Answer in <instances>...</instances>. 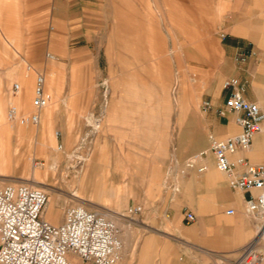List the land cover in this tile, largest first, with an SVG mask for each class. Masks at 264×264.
<instances>
[{
	"label": "rangeland",
	"instance_id": "1",
	"mask_svg": "<svg viewBox=\"0 0 264 264\" xmlns=\"http://www.w3.org/2000/svg\"><path fill=\"white\" fill-rule=\"evenodd\" d=\"M95 1L91 26L52 22L42 40L30 26L29 46L26 26L3 22L0 14V187L37 180L48 195L43 213L51 206L62 214L71 204L101 210L123 239L138 215H128V206L153 203L174 182L173 170L206 148L211 132L201 102L219 94L231 70L219 26L251 25L264 11L227 13L250 0ZM254 1L260 7L263 0ZM36 73L52 99L38 123L19 124L7 111L32 110ZM26 78L22 97L12 84ZM43 110L52 116L45 131ZM91 158L103 182L79 184L80 167ZM71 256L70 264H94Z\"/></svg>",
	"mask_w": 264,
	"mask_h": 264
},
{
	"label": "crops",
	"instance_id": "2",
	"mask_svg": "<svg viewBox=\"0 0 264 264\" xmlns=\"http://www.w3.org/2000/svg\"><path fill=\"white\" fill-rule=\"evenodd\" d=\"M250 1V6L245 2L241 7L235 6L234 11L229 8L227 13L255 15L261 9L264 11V0L260 7L254 0ZM2 7L0 14L6 16L3 22L26 26L24 46H29L30 26H36L41 40L47 33L45 26H52V22L60 26H91L97 15L98 2L4 0ZM251 21V25L236 22L231 26H219L220 42L225 58L231 64L226 77L236 76L244 85L245 97L264 107V19ZM240 53L246 55L245 60L238 59ZM28 91L29 78H26L19 94L23 97ZM52 93L57 100L61 98L59 86L53 87ZM225 96L221 85L219 94L214 99L209 98L214 109L207 111V130L217 138L240 130L234 113L219 115L215 111L223 104ZM41 116L42 131L52 127V116L49 117L45 110ZM237 154L251 162L264 161V130L255 134L248 150H239ZM94 161L87 159L81 165L76 177L79 184L94 186L103 182L93 171ZM202 161L207 164L202 172L190 168L182 175L177 172L179 167L175 168L172 185H167L169 188H164L153 203L141 205V211L129 222L123 235V264H231L239 249L253 236L254 221L244 209L247 191L229 186L225 174L216 169L210 152ZM3 163L0 159V166ZM77 195L80 197L78 192ZM229 208L233 209L232 213H227ZM187 211L193 213V220H186ZM43 216L60 223L64 213L59 214L50 206Z\"/></svg>",
	"mask_w": 264,
	"mask_h": 264
},
{
	"label": "built area",
	"instance_id": "3",
	"mask_svg": "<svg viewBox=\"0 0 264 264\" xmlns=\"http://www.w3.org/2000/svg\"><path fill=\"white\" fill-rule=\"evenodd\" d=\"M245 58L244 53L238 56L241 61ZM222 88L225 101L215 111L219 115L234 113L240 130L224 138L208 134V146L185 160L177 172L183 175L190 168L204 171L207 164L202 160L210 152L216 169L225 174L229 186L247 191L244 209L254 221V234L231 264H264V161L251 162L237 154L239 150H248L255 134L264 130V107L245 97L244 85L236 76L226 77ZM20 89V83L13 82V92ZM50 100L44 75L36 73L33 110L19 113L17 106L11 105L7 115L19 124H36L40 109ZM201 108L210 111L214 103L205 98ZM47 201L43 188L27 183L12 182L0 187V264H70L69 254L94 264H118L123 239L115 219L107 212L71 204L64 209L63 220L53 223L43 216ZM141 209V205H132L126 211L130 215ZM232 212L233 209H227V213ZM185 218L190 221L194 215L187 211Z\"/></svg>",
	"mask_w": 264,
	"mask_h": 264
},
{
	"label": "bare ground",
	"instance_id": "4",
	"mask_svg": "<svg viewBox=\"0 0 264 264\" xmlns=\"http://www.w3.org/2000/svg\"><path fill=\"white\" fill-rule=\"evenodd\" d=\"M34 85V84H33ZM46 88V87H45ZM51 93V92H50ZM32 94H33V87H32ZM51 99H52V94H51ZM51 101V100H50ZM48 105V104H47ZM32 106V105H31ZM33 110V109H32ZM29 184H36V185H38V186H40V187H42V188H44L41 184H39V181H37V180H32V182H29ZM69 260H70V258H69Z\"/></svg>",
	"mask_w": 264,
	"mask_h": 264
}]
</instances>
